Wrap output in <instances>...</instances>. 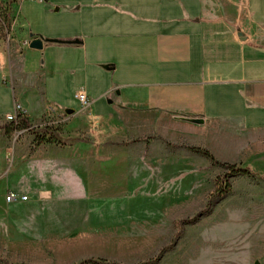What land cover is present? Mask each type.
<instances>
[{
	"label": "crops",
	"instance_id": "0c3cea01",
	"mask_svg": "<svg viewBox=\"0 0 264 264\" xmlns=\"http://www.w3.org/2000/svg\"><path fill=\"white\" fill-rule=\"evenodd\" d=\"M240 2L12 0V37L0 38V126L20 104L31 123L44 112L66 114L58 123H87L89 116L94 138L115 142L173 139L182 132L209 139L231 130L263 133L264 20H250ZM256 7L264 11V0ZM224 9L228 24L216 13ZM32 35L78 44L50 43L38 51L26 44ZM77 91L87 94L88 108L76 100ZM34 141L27 131L0 130V171L11 142L13 149L8 191L29 197L5 205L30 218L45 212L37 219L40 228L53 218L64 224L74 216L72 205L78 212L87 205L81 150L48 142L33 150ZM42 192L50 198L40 199ZM50 200L61 204L57 212Z\"/></svg>",
	"mask_w": 264,
	"mask_h": 264
},
{
	"label": "rangeland",
	"instance_id": "374dc122",
	"mask_svg": "<svg viewBox=\"0 0 264 264\" xmlns=\"http://www.w3.org/2000/svg\"><path fill=\"white\" fill-rule=\"evenodd\" d=\"M240 1L250 20H264L259 0ZM216 13L228 24L226 9ZM244 13L239 15L246 20ZM12 19V0H0V38L11 35ZM62 115L44 112L32 125L81 140L71 146L81 150L87 205L79 212L72 205L74 216H66L65 225L53 218L42 228L37 219L45 212L31 218L11 213L5 205L13 192L8 191L11 142L6 169L0 171V259L10 264H78L91 258L115 264H264V181L234 177L230 192L211 205L217 179L226 170L189 149L206 148L221 163L243 166L264 154V132L231 130L212 139L182 132L173 139L149 137L146 145L139 141L145 137L94 138L89 116L87 123H58ZM3 122L8 123L6 117ZM47 203L54 212L61 206Z\"/></svg>",
	"mask_w": 264,
	"mask_h": 264
},
{
	"label": "trees",
	"instance_id": "16d2710c",
	"mask_svg": "<svg viewBox=\"0 0 264 264\" xmlns=\"http://www.w3.org/2000/svg\"><path fill=\"white\" fill-rule=\"evenodd\" d=\"M8 21V19H7ZM0 130H5L7 135H12L20 131H29L35 136L34 148L41 146L43 143H58L61 146H68L73 143L81 142L79 139H64L54 130L49 127L35 128L26 114H18L17 119L13 122H8L0 126ZM152 138H144L139 141H150ZM189 149L213 162V164L220 165L225 168L226 173L218 177V187L212 196L210 204L224 198L231 190V179L238 176H246L253 180L264 181V154L258 155L249 164L243 166H236L228 163L219 162L216 157L206 148L189 147ZM2 264H10L4 259H0ZM78 264H115L107 262L104 259H87ZM149 264V263H146Z\"/></svg>",
	"mask_w": 264,
	"mask_h": 264
},
{
	"label": "built area",
	"instance_id": "2783aa9c",
	"mask_svg": "<svg viewBox=\"0 0 264 264\" xmlns=\"http://www.w3.org/2000/svg\"><path fill=\"white\" fill-rule=\"evenodd\" d=\"M33 3H43L45 0H28ZM28 44V42L26 43ZM76 100L80 103L82 108H88L90 106L89 98L87 94L84 91H79L75 95ZM18 114H26L25 110L22 108L20 104H16L14 107V112L11 114H8L6 116V121L13 122L17 119ZM29 197L27 194H19L15 191H10L7 194L6 202L7 203H14V202H28Z\"/></svg>",
	"mask_w": 264,
	"mask_h": 264
},
{
	"label": "water",
	"instance_id": "95a60500",
	"mask_svg": "<svg viewBox=\"0 0 264 264\" xmlns=\"http://www.w3.org/2000/svg\"><path fill=\"white\" fill-rule=\"evenodd\" d=\"M239 36L242 38V33L239 32ZM243 41H245V38H242ZM50 43H59V44H78L77 41H61V40H52V39H47L44 38L41 35L38 36H31V40L28 43L29 48L33 50H38L42 51L44 49L45 44H50ZM71 113V112H69ZM182 121H186L189 123H193L196 125H204L205 121L201 118H191V117H181L180 118ZM40 199L45 200L50 198V193L49 192H42L40 194Z\"/></svg>",
	"mask_w": 264,
	"mask_h": 264
}]
</instances>
